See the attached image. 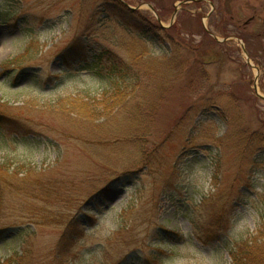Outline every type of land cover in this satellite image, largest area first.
I'll use <instances>...</instances> for the list:
<instances>
[{
  "label": "rangeland",
  "instance_id": "rangeland-1",
  "mask_svg": "<svg viewBox=\"0 0 264 264\" xmlns=\"http://www.w3.org/2000/svg\"><path fill=\"white\" fill-rule=\"evenodd\" d=\"M114 1L0 0V111L56 128L89 95L121 88L142 97L158 87L145 139L162 166L116 175L106 165L113 150L102 163L50 128L38 131L59 148L0 132V170L17 179L1 195L0 264H56L74 221L84 230L66 264H233L237 244L264 227V143L247 147L264 142V100L254 90L264 96V0H118L139 35L144 24L176 25L175 54L151 37L138 44L102 16L91 22ZM126 65L132 77L122 80ZM26 205L47 223L32 227Z\"/></svg>",
  "mask_w": 264,
  "mask_h": 264
},
{
  "label": "trees",
  "instance_id": "trees-1",
  "mask_svg": "<svg viewBox=\"0 0 264 264\" xmlns=\"http://www.w3.org/2000/svg\"><path fill=\"white\" fill-rule=\"evenodd\" d=\"M114 2L109 3L110 6H113H109V8H104L106 6L104 3L99 4L96 9L98 15H92V19L90 18L91 22L98 16H102L104 18L101 22H110L112 20L117 24L118 28L122 27L138 44L147 43L146 40L148 37H151L163 49L167 46L173 54L176 53L175 48L178 49L180 47L177 39L179 37L177 33L179 30L176 25L166 29L159 25L147 27L144 24L142 26V33L139 35L134 31V20L129 17H125L127 20L122 18L125 12L122 3L118 0ZM115 8L118 9L115 10ZM106 9L113 13L114 16H108L105 11ZM131 15L134 16L136 14L132 13ZM171 32H174V34L171 35ZM78 50L76 49V51ZM78 54L76 52V55ZM84 54L85 52L82 51L79 54V59L83 58ZM94 59L95 64L98 58ZM170 60L171 65L169 67L173 66L175 69L173 71H178L179 69L173 65L175 64L173 62L174 59ZM5 66L7 67L8 65ZM123 67V70L118 69V74L122 76V80L125 75L132 77V74H129L130 67L127 65ZM3 69L10 70L8 67ZM108 94L104 92L102 96H98L97 94L89 95L88 99L81 100L80 103L75 102L71 104L72 106L68 108L69 110L63 111L61 114L60 119H58L59 125L56 128L46 127L41 122L38 125L37 121L30 118L0 111V132L9 133L10 137L14 136V140L20 139L23 143L29 145L59 148V142L53 135H49L48 131H38V128L42 129L45 127L46 130L50 128V131L59 133V135H63L68 139L79 141L82 147L85 146V151L90 152L102 163L105 162L104 160L109 153L108 151L113 150L111 156L112 162L106 165L110 171L115 172L118 168V171L115 172L116 175L119 173L126 176L129 173L142 171L145 168H148L152 173H157L162 163H156L155 157L147 153V140L145 138L149 136L150 128L148 127V120L150 121L152 113L155 111L158 101H160L159 97L163 95L161 89L155 87L153 91H149L147 94L143 93L142 97L133 96L129 94V89L121 88H117L113 94ZM119 117H123L121 121ZM263 143L260 140L259 143H250L247 147L249 150H253L259 146V149ZM116 161L117 163H115ZM16 182L17 179L13 174L0 170V200L1 195L13 191L11 189L13 185L17 184ZM18 192L22 194L23 190H19ZM43 192V188L38 191L39 194ZM45 193L49 195L47 192ZM23 194L27 195L25 192ZM89 194L90 202L99 196L97 192ZM86 205L84 203V206ZM24 211L27 214V218L31 220L30 225L32 227L47 223V214L42 216V213L37 212L35 207L26 205ZM64 227L65 230L61 242L58 244V249L54 255L56 264L67 263L74 246L75 236L83 233L84 230L83 227L77 224V221L66 222ZM215 227L213 223L211 229L214 230L216 229ZM5 231L7 230L1 228L0 235L4 234ZM231 259L233 264H264V227L258 231L256 236L246 242L237 244V247L231 252ZM22 262L16 263L14 260L6 264H21Z\"/></svg>",
  "mask_w": 264,
  "mask_h": 264
},
{
  "label": "water",
  "instance_id": "water-1",
  "mask_svg": "<svg viewBox=\"0 0 264 264\" xmlns=\"http://www.w3.org/2000/svg\"><path fill=\"white\" fill-rule=\"evenodd\" d=\"M123 1V0H122ZM124 2V1H123ZM186 3H188V2H186V1H183V2H181V3H179L175 8H176V10H175V12H174V14H173V20H172V22H171V24H170V26H172L173 24H174V20H175V17H176V15L178 14V12H179V10L181 9V7L184 5V4H186ZM145 6H147L149 9H151L155 14H156V17H157V20H159V22H161V20H160V17L158 16V13H157V11H156V9H154L152 6H150V5H145ZM129 9H132V10H139L141 7H138V8H134V7H131V6H127ZM169 26V27H170ZM210 34H211V32L210 31H208ZM212 35V34H211ZM212 37L214 38V39H218V41H219V38H216L214 35H212ZM244 52H245V54H246V56H247V53H246V50H244ZM249 60V59H248ZM254 90H256V94H257V96H258V98L259 99H261V100H264V96L263 95H261L260 94V92H259V90H258V88H257V85H255V87H254Z\"/></svg>",
  "mask_w": 264,
  "mask_h": 264
}]
</instances>
